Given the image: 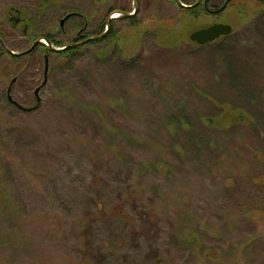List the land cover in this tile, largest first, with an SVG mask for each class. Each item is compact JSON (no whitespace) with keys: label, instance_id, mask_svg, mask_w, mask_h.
<instances>
[{"label":"rangeland","instance_id":"1","mask_svg":"<svg viewBox=\"0 0 264 264\" xmlns=\"http://www.w3.org/2000/svg\"><path fill=\"white\" fill-rule=\"evenodd\" d=\"M193 1L0 0L11 52L14 9L106 32L51 56L39 102L43 61H0V264H264V1L205 46Z\"/></svg>","mask_w":264,"mask_h":264},{"label":"flooded vegetation","instance_id":"2","mask_svg":"<svg viewBox=\"0 0 264 264\" xmlns=\"http://www.w3.org/2000/svg\"><path fill=\"white\" fill-rule=\"evenodd\" d=\"M233 1L235 0H194L192 5H185V4L183 5V3H181L180 5L182 8H185V9L187 8L186 10H192V9L199 8L200 12L204 11V15H208L212 19V22L210 24H206L204 27H210V26H213L215 23L224 24L223 22L219 20V17L223 15L228 5ZM261 1H264V0H261ZM11 11H13V9ZM14 12H16V14L15 15L11 14V16L9 15L7 22L11 25L9 27L10 30L12 28L14 29V31H16V33H18L16 38L18 37L20 39V43L22 45L25 44V48L23 49V51H20L17 53L13 51L11 52L9 48L7 47V46H10L8 43L10 42L11 37L10 39H6L4 35L0 34V61L2 60L3 57L8 58L9 56L10 57L15 56L16 60L27 57L33 60L35 59L37 61H43V64H45L44 70H43L44 79L40 84L36 85V88L34 91V95L35 97L38 98V102H39L40 101L39 93L46 87V84L48 81L47 80L48 71L46 72V66L48 64V70H49L50 68L49 62H50L51 56L52 55L60 56L61 53H65V57L77 54V52L80 51L81 48L86 47L87 44H91L95 42L98 37L93 36L90 30H88L90 27L89 23H86L84 25L75 24V27H73L70 31H65V24L67 22L75 18H78V19L83 18V15H81V13H79L78 11H75L77 14L65 20L66 22L63 25V27H61L59 23V28H56V26H54L53 31L49 33H45L44 35L38 32L32 33V31L30 30L31 29L30 22L26 18L21 17L22 12L18 9H14ZM75 12H68V13H75ZM68 13H65L64 16ZM64 16H62L59 19V21L62 18H64ZM22 24L23 26L21 28L20 26ZM106 29L109 30V27ZM61 33L63 34L64 37L67 35H72V40L68 41L69 43L66 44L67 47L65 46L66 47L65 50H56L55 49L57 48L56 45H59V41H60L58 37L61 35ZM101 34L102 33H100L99 35ZM226 36H221L216 40L225 38ZM93 37L94 38L96 37V38L94 40H88L89 38H93ZM214 42H209V43H206L205 45L214 43ZM205 45H202V46H205ZM45 80H46V83L43 85V82ZM15 81H16V77H14V79L11 81V85ZM37 88H39V90L36 92ZM10 101L13 102L11 99Z\"/></svg>","mask_w":264,"mask_h":264},{"label":"water","instance_id":"3","mask_svg":"<svg viewBox=\"0 0 264 264\" xmlns=\"http://www.w3.org/2000/svg\"><path fill=\"white\" fill-rule=\"evenodd\" d=\"M224 9V8H223ZM136 12V10H135ZM134 12V13H135ZM75 13H68L64 16V18H62L60 21V26L63 27V25L65 24V20H67L68 18L74 16ZM132 15V13H128L127 16ZM233 31V27L230 24H221V23H215L213 26L210 27H204L202 29H197L194 30L190 35V40L192 42H196L199 45H205L206 43L209 42H214L216 39H218L221 36H226L231 34ZM104 35H106L105 33H102L101 35H97V37H103ZM96 38V37H95ZM93 38H89L88 40H94ZM87 40V41H88ZM67 47V46H66ZM66 47L63 48H55L56 50H65ZM47 64V63H46ZM48 71V64L46 66V72ZM46 83V80L43 82V85ZM39 90V88L36 89V92ZM10 91V90H9ZM9 98L12 100V98L9 96Z\"/></svg>","mask_w":264,"mask_h":264},{"label":"trees","instance_id":"4","mask_svg":"<svg viewBox=\"0 0 264 264\" xmlns=\"http://www.w3.org/2000/svg\"><path fill=\"white\" fill-rule=\"evenodd\" d=\"M187 12L190 13L191 15L194 14V15H196V16H200V15H203V14H204V11H201V12H200V11H199V8L192 9V10H187ZM109 29H110V28H109ZM110 33H111V32H110ZM110 33H109V34H110ZM109 34H108V35H109ZM108 37H109V36H108ZM108 37H106V39H107ZM103 39H104V38L99 37V38H97V40H96L95 42L98 43V41H103ZM95 42H94V43H95ZM61 52H62V51H61ZM63 54H65V53H63ZM74 55H76V54H74ZM74 55H72V56H74Z\"/></svg>","mask_w":264,"mask_h":264},{"label":"bare ground","instance_id":"5","mask_svg":"<svg viewBox=\"0 0 264 264\" xmlns=\"http://www.w3.org/2000/svg\"><path fill=\"white\" fill-rule=\"evenodd\" d=\"M119 16V14L118 15H114V17H118Z\"/></svg>","mask_w":264,"mask_h":264}]
</instances>
